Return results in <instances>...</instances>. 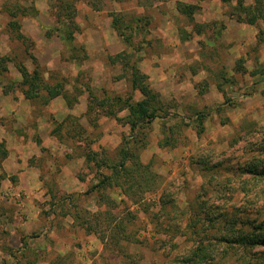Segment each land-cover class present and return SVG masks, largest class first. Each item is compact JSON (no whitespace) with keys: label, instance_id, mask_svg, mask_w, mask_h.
Listing matches in <instances>:
<instances>
[{"label":"rangeland","instance_id":"374dc122","mask_svg":"<svg viewBox=\"0 0 264 264\" xmlns=\"http://www.w3.org/2000/svg\"><path fill=\"white\" fill-rule=\"evenodd\" d=\"M177 1L0 0V264H264V16Z\"/></svg>","mask_w":264,"mask_h":264},{"label":"trees","instance_id":"16d2710c","mask_svg":"<svg viewBox=\"0 0 264 264\" xmlns=\"http://www.w3.org/2000/svg\"><path fill=\"white\" fill-rule=\"evenodd\" d=\"M90 4H94V0H87ZM256 3L259 8V16H264V0H256ZM239 4L243 6V1L239 0ZM71 5V4H69ZM73 7V5H72ZM70 8V7H69ZM176 9L180 14H184L189 18H193L194 13L200 9V5L198 3H187L184 1L178 0L176 2ZM74 15V14H73ZM70 15L68 16L69 21L72 23L74 22V16ZM254 20H251V23H253ZM118 23V20H115V24ZM119 28V26H118ZM19 38H24L23 34H18ZM68 38V37H67ZM128 39V36L127 38ZM127 41V40H126ZM130 56L126 51L120 52L115 56H111V61L115 62L116 60H125L128 59ZM22 76L25 78V83H30L31 87L35 84V80L39 79V71L36 69L33 74L28 72L27 68L23 65L18 66ZM5 69V66H4ZM130 70H131V82L135 89H138L142 95L143 98L136 103H128L127 107L129 108V114H128V121L131 123L132 128L135 129L137 125L141 123V121L145 119H154L157 117V111L160 110V105L163 103L160 100V94L153 89L149 82H148V76L146 73H144L140 67L137 65V61H134L130 64ZM49 92V97L54 98L59 95H65L66 93L63 88H60L59 86H55L54 89L46 88ZM29 93V92H27ZM2 144H0L1 146ZM125 161L121 163V167H125ZM117 169V168H115ZM250 172L257 173L259 175L264 176V165L262 168H257L256 166H251L249 168ZM109 179V178H108ZM254 232L251 234V238H247L246 236L242 237L241 240H238L235 238L236 241L243 243V244H264V222L259 224L253 225ZM201 254L199 256L195 254L194 256H191L189 258H185L179 261L181 264H200L201 260ZM205 260V259H204Z\"/></svg>","mask_w":264,"mask_h":264}]
</instances>
